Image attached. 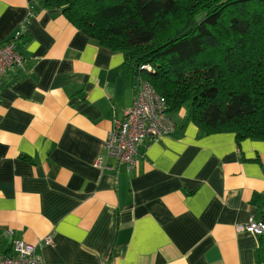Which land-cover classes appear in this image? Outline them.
<instances>
[{"label":"crops","instance_id":"obj_1","mask_svg":"<svg viewBox=\"0 0 264 264\" xmlns=\"http://www.w3.org/2000/svg\"><path fill=\"white\" fill-rule=\"evenodd\" d=\"M41 1L0 0V43L20 33L23 57L0 85V253L51 236L44 264H264V239L237 231L264 220V141L199 136L182 109L127 170L104 149L132 105L124 54L31 14Z\"/></svg>","mask_w":264,"mask_h":264},{"label":"trees","instance_id":"obj_2","mask_svg":"<svg viewBox=\"0 0 264 264\" xmlns=\"http://www.w3.org/2000/svg\"><path fill=\"white\" fill-rule=\"evenodd\" d=\"M98 45L124 54L169 113L199 136L264 141V0H43ZM149 66L150 71L140 69Z\"/></svg>","mask_w":264,"mask_h":264},{"label":"built area","instance_id":"obj_3","mask_svg":"<svg viewBox=\"0 0 264 264\" xmlns=\"http://www.w3.org/2000/svg\"><path fill=\"white\" fill-rule=\"evenodd\" d=\"M19 35L20 33H17L13 38L0 43V85L2 76L8 70L22 66L23 57L16 46ZM140 69L151 70L149 66H141ZM176 129L177 125L167 111L165 100L148 82L138 77L135 79L132 105L123 111L122 119L114 121L113 128L105 140L104 149L107 156L131 170L136 165L141 146L146 142L172 136ZM100 159L99 157L95 161V167H100ZM237 231L264 239V220L250 217L244 224L237 226ZM7 234L10 235L11 232ZM51 244V236L39 240L37 244L14 240L10 254L0 253V264H44L37 249Z\"/></svg>","mask_w":264,"mask_h":264},{"label":"rangeland","instance_id":"obj_4","mask_svg":"<svg viewBox=\"0 0 264 264\" xmlns=\"http://www.w3.org/2000/svg\"><path fill=\"white\" fill-rule=\"evenodd\" d=\"M183 110H186L185 108H183ZM178 113V112H177Z\"/></svg>","mask_w":264,"mask_h":264}]
</instances>
